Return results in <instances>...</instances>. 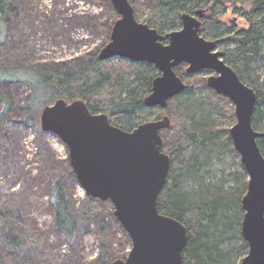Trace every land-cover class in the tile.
Wrapping results in <instances>:
<instances>
[{
    "label": "trees",
    "instance_id": "trees-1",
    "mask_svg": "<svg viewBox=\"0 0 264 264\" xmlns=\"http://www.w3.org/2000/svg\"><path fill=\"white\" fill-rule=\"evenodd\" d=\"M153 1L156 9L144 21L161 33L180 25L182 13L204 11L200 34L216 40L218 46L227 39L228 43L222 48L223 59L244 83L253 88L256 102L251 125L255 130L264 131V0ZM237 3L249 6L248 9H235L246 19L247 28H227L218 20L229 6ZM131 4L137 18L141 10ZM17 12L16 0H0V44L9 32L10 16ZM105 29L108 36L110 28ZM81 60L54 67L0 64V83L15 81L31 90L22 106L23 119L33 116V110L38 114L45 105L64 98L82 99L92 113H106L112 124L124 130H131L145 120L143 113L149 107L144 105L143 98L150 92L152 80L158 74L153 64L120 57L99 60L96 54H88ZM261 66L263 71L257 74ZM174 70L183 81L190 76L195 80L186 83V88L170 98L164 108L170 125L160 134L162 150L170 156L171 165L157 207L187 228L188 241L182 252V264H238L248 251V244L241 234V198L246 191L247 174L233 148L229 128L215 122V115L234 121V111L227 105L230 103L227 97L207 86L205 77L187 73L183 63ZM200 92L206 93L197 95ZM0 100L7 112V101L1 96ZM0 118L6 123L12 121L6 113L0 114ZM258 146L264 155V137L258 139ZM0 153L4 157L7 155L1 144ZM226 158L235 161L228 172ZM59 164L68 168L75 179L68 159ZM51 188L53 224L67 237H72L77 222L69 206L68 186L63 176L51 179ZM88 199L95 204L96 200L89 196ZM93 203L81 212L103 232L104 223ZM0 217L8 244L16 248L30 238L27 229L18 226L22 218L12 206H0ZM100 245L98 263L107 264V246L103 242ZM7 255L0 249L1 263L19 264L7 260Z\"/></svg>",
    "mask_w": 264,
    "mask_h": 264
},
{
    "label": "water",
    "instance_id": "water-1",
    "mask_svg": "<svg viewBox=\"0 0 264 264\" xmlns=\"http://www.w3.org/2000/svg\"><path fill=\"white\" fill-rule=\"evenodd\" d=\"M110 2L119 17L98 58L154 65L158 74L143 98L145 106L165 108L170 98L186 88L174 70L181 63L187 65V73L205 69L215 73L206 83L234 106L236 121L229 136L247 174L241 234L248 251L238 264H264V155L258 146L264 131L251 125L256 102L253 88L224 61L217 41L200 34L203 10L182 13L181 27L163 34L138 21L129 0ZM169 125L164 115L124 130L112 124L106 113H92L82 99L57 98L40 112L41 129L65 144L77 183L87 196L111 202L113 215L131 241L126 258L110 264H182L187 228L157 207L171 165L170 156L162 150L160 131Z\"/></svg>",
    "mask_w": 264,
    "mask_h": 264
},
{
    "label": "rangeland",
    "instance_id": "rangeland-1",
    "mask_svg": "<svg viewBox=\"0 0 264 264\" xmlns=\"http://www.w3.org/2000/svg\"><path fill=\"white\" fill-rule=\"evenodd\" d=\"M129 1L141 10L136 18L140 22H145L144 18L156 9L153 0ZM16 3L18 12L10 16L9 32L0 44V64L4 66L37 64L54 67L66 62L76 64L88 54L98 55L101 47L109 41L105 28L111 30L119 17L110 0H16ZM236 8L248 9L249 6L231 5L218 20L227 28H247L246 19L235 11ZM180 27L181 24L173 30ZM226 43L227 39H223L222 45H217L216 49L222 51ZM186 66L183 63L184 70ZM260 71H263L262 66L257 69V74ZM214 74L209 69L196 73L205 78ZM193 80L195 77L190 76L184 78V83ZM30 91L19 82L0 83V96L9 106L6 112L0 100V114L6 113L12 120L6 123L0 118V144L7 150L5 157L0 153V206L9 204L16 209L22 218L18 226L26 228L30 235L14 248L5 240L0 217V249L9 254L7 260L19 264H99L100 244L103 242L109 253L107 264L115 259H125L131 241L113 215L111 202L92 197L96 202H91L76 178L71 177L70 170L59 164L68 159V151L57 135L41 129V110L38 114L33 110V116L21 118L24 99ZM227 105L234 109L231 102ZM143 114L144 121L166 115L164 108L156 106L149 107ZM215 118L216 124L227 129L236 121L226 120L222 115H215ZM226 160L228 172L233 169L235 161ZM60 176L68 186L67 198L77 222L72 237L58 230L52 221L51 179ZM91 203L98 208L97 214L104 223L103 232L81 212Z\"/></svg>",
    "mask_w": 264,
    "mask_h": 264
}]
</instances>
